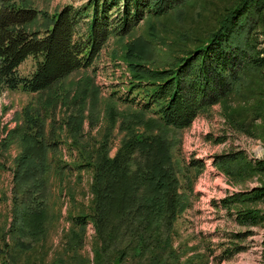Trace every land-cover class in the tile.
<instances>
[{
    "label": "trees",
    "instance_id": "1",
    "mask_svg": "<svg viewBox=\"0 0 264 264\" xmlns=\"http://www.w3.org/2000/svg\"><path fill=\"white\" fill-rule=\"evenodd\" d=\"M31 1L0 0V95L5 89L46 93L47 102L54 104L59 99L56 86L72 72L91 66L111 37L123 38L146 18L175 12L181 19L179 11L189 0H86L78 6L65 5L46 19L43 35L30 30L38 14ZM147 28L148 37L137 36L124 44L121 57L131 79L127 96H120L142 116L146 132L121 122L128 134L110 157L107 139L93 150L78 140L82 108L64 122L72 143L81 155L85 153L84 164L76 167L93 169L92 213L74 216V222L81 227L93 224L101 241L95 264H123L127 255L139 263L147 256L143 264H167L173 222L186 206L177 191L172 131L189 127L199 114L233 96L245 98L240 91L249 76L264 78V0H237L221 12L206 35L192 38L191 47L183 44L161 67L151 65L156 29L152 22ZM28 57L35 68L22 76L18 69ZM88 83L86 78L85 88ZM145 114L151 116L145 120ZM24 115L22 130L14 131L22 149L13 168L10 232L17 234L16 244L28 249L30 242L24 238H41L49 218V154L57 151L58 142L53 135L48 138L45 115L33 108L25 109ZM229 155L227 160L218 156L217 165L225 169L242 158L237 152ZM58 160L55 171L63 172L66 167ZM245 165L264 173L263 160ZM259 201H264V186L233 193L220 203L230 213L232 205ZM233 213L246 230L231 238L246 237L251 227L264 223V212L257 208L237 207ZM240 249L225 246L219 259H229Z\"/></svg>",
    "mask_w": 264,
    "mask_h": 264
},
{
    "label": "rangeland",
    "instance_id": "2",
    "mask_svg": "<svg viewBox=\"0 0 264 264\" xmlns=\"http://www.w3.org/2000/svg\"><path fill=\"white\" fill-rule=\"evenodd\" d=\"M85 1L32 0L38 14L30 30H39L43 35L46 19L53 13L65 5L78 6ZM236 1L189 0L179 11L181 19H176L175 12L160 18H146L123 38L111 37L91 66L72 72L56 86L59 99L54 104L47 102L46 93L40 96L7 89L1 93L0 264H95V252L101 245L97 232L91 222L84 227L74 222V216L92 213L93 169L76 167L84 164L85 153L81 155L72 143L64 122L82 108L84 118L78 140L93 150L107 139L108 154L114 157L128 134L121 122H129L138 133L146 132L142 116L135 113L136 108L120 100V96H127L131 79L121 57L124 44L137 36L148 37L147 26L152 22L157 40L152 41L155 49L151 65L164 66L183 44L191 47L192 38L206 35L221 12ZM34 68V60L28 57L18 70L22 76H29ZM86 78L90 83L85 88ZM82 88L87 90L83 101L80 99ZM241 92L245 98L233 96L228 102L218 103L199 114L189 127L172 131L171 154L179 182L177 191L184 196L186 206L173 222L172 252L168 253L167 264H264V223L251 227L246 237H230L246 230L236 223L234 210L252 207L264 212V201L232 205L230 213L220 203L233 193L264 186V173L245 165L264 161V78L256 80L249 76ZM29 108L46 116L47 137L53 135L51 138L57 140L58 148L49 154L52 168L45 232L35 241L24 238L30 242V247L25 249L16 244L17 234L10 232V225L15 194L13 168L22 149L14 131L18 127L22 130L24 112ZM150 116L145 114V120ZM235 152L242 158L228 163L225 169L217 165L218 156H225L227 160ZM58 159L66 167L63 172L55 171ZM235 245L241 247L239 252L229 259H219L225 246ZM143 259L139 263L127 255L123 264H143Z\"/></svg>",
    "mask_w": 264,
    "mask_h": 264
}]
</instances>
